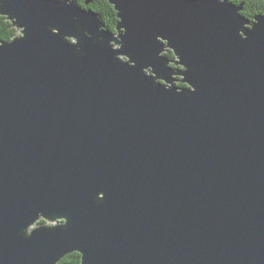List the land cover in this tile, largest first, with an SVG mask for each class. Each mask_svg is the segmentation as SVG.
I'll return each instance as SVG.
<instances>
[{"label": "water", "instance_id": "1", "mask_svg": "<svg viewBox=\"0 0 264 264\" xmlns=\"http://www.w3.org/2000/svg\"><path fill=\"white\" fill-rule=\"evenodd\" d=\"M107 1L0 0V264H264V13Z\"/></svg>", "mask_w": 264, "mask_h": 264}, {"label": "trees", "instance_id": "2", "mask_svg": "<svg viewBox=\"0 0 264 264\" xmlns=\"http://www.w3.org/2000/svg\"><path fill=\"white\" fill-rule=\"evenodd\" d=\"M70 1L76 2L82 8L94 11L100 17L104 27L115 32V26L118 20L113 6H111L107 0H90L89 4H85L86 0ZM229 2L237 6L242 4L243 11L241 14L249 21H252L256 15L264 13V0H229ZM17 33L18 30L12 26L11 22H9L6 17L0 16V43L10 42L15 36H17ZM165 56L172 62L175 60L172 52H167ZM170 66L176 70L180 69V67H177L174 64H171ZM176 78L180 80L179 77ZM177 86L183 87L184 85L178 82ZM41 222L44 223L43 220H41ZM80 262L81 256L74 252L66 255L57 264H80Z\"/></svg>", "mask_w": 264, "mask_h": 264}, {"label": "rangeland", "instance_id": "3", "mask_svg": "<svg viewBox=\"0 0 264 264\" xmlns=\"http://www.w3.org/2000/svg\"><path fill=\"white\" fill-rule=\"evenodd\" d=\"M0 16H1V15H0ZM17 35H19V32L17 33ZM43 221H44V220H43ZM45 223H46L47 225H53V223H51V222H49V221H48V222L45 221L44 223H42L41 220H40V221L37 222V224L35 225V227H38L39 225H41V224H45ZM55 224H56V225H60V221H59V220L55 221ZM62 259H63V258H62ZM62 259H61V260H62Z\"/></svg>", "mask_w": 264, "mask_h": 264}, {"label": "bare ground", "instance_id": "4", "mask_svg": "<svg viewBox=\"0 0 264 264\" xmlns=\"http://www.w3.org/2000/svg\"><path fill=\"white\" fill-rule=\"evenodd\" d=\"M230 3V2H229ZM232 4V3H231Z\"/></svg>", "mask_w": 264, "mask_h": 264}]
</instances>
